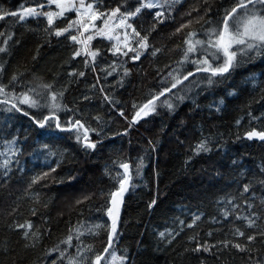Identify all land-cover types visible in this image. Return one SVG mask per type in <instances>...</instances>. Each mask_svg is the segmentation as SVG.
<instances>
[{
	"label": "trees",
	"instance_id": "trees-1",
	"mask_svg": "<svg viewBox=\"0 0 264 264\" xmlns=\"http://www.w3.org/2000/svg\"><path fill=\"white\" fill-rule=\"evenodd\" d=\"M95 3L110 14L117 7L121 12L134 11L140 0ZM233 3L182 0L165 9H142L127 23L148 36L150 47L139 48V37L126 28L128 48L115 45L120 48L117 52L111 41L100 36L88 40L86 47L71 40V35H77L82 41L78 25L56 36V30L76 20L73 12L51 25L45 15L23 21L5 15L41 5L39 12L44 13L47 0H0V15H4L0 47L5 49L0 52V85L5 86V94L0 95V264H67V259H59V251H50L57 246L73 256L77 246H91L92 251L77 257L82 264H91L96 254L104 255L111 225L106 214L108 194L118 190L125 174L120 165L125 163L130 188L120 207L118 238L102 264H110L107 257L113 253L126 258L116 259V264H264V237L257 235L264 230V140L246 135L264 131V54L238 52L237 66L213 77L211 85L209 73L196 72V65L188 61L180 63L186 33L195 31V38L207 40V30L218 26ZM194 8L199 11L187 16ZM157 11H164L163 23L155 18ZM190 19V28L177 33ZM129 48L141 53L138 60L132 59L136 53ZM154 49L160 51L152 55ZM90 52L97 53L95 60ZM212 52L215 49L208 50ZM204 55L200 50L190 54V60ZM219 55L213 66L222 63ZM190 71L194 75L183 80ZM176 79L182 83L171 88ZM41 84L63 93L56 101L58 109L42 113L41 107L16 102L35 88L43 94L36 97L42 105L45 99L51 103L46 90L38 87ZM165 88L171 92L156 100ZM6 99L9 102L3 103ZM149 100H154L155 111L141 114L133 123L135 113ZM13 103L29 115L7 111ZM53 112L66 130L57 128L55 120L44 128L34 122ZM77 120L84 128L73 127ZM85 135L95 148L85 147ZM202 141L210 151L197 154L195 148ZM5 160L9 161L6 168ZM44 173L49 175L43 177ZM38 176L43 178L32 183ZM244 185L250 186L249 192H243ZM84 197L90 199L77 204ZM153 200L156 203L150 207ZM195 216L200 219L188 227ZM238 216L255 218L256 227L248 228ZM26 222H31L38 239H25L26 229L16 227ZM80 224L105 228L97 229L98 235L82 229L79 240L73 231V247L62 243ZM236 228L257 235L256 240L233 235ZM224 240L247 244L251 251L224 248L220 243ZM198 243L216 247L195 252Z\"/></svg>",
	"mask_w": 264,
	"mask_h": 264
},
{
	"label": "snow or ice",
	"instance_id": "snow-or-ice-1",
	"mask_svg": "<svg viewBox=\"0 0 264 264\" xmlns=\"http://www.w3.org/2000/svg\"><path fill=\"white\" fill-rule=\"evenodd\" d=\"M182 0H140L139 6L135 8L134 11H127V12H121V9L119 7L114 8L111 10L110 14L105 13L103 11H100L96 8L94 3L88 2L86 3V0H79L77 3V0H48L49 4H55L57 8L60 9L59 12H44L40 13L37 12L35 8H25L22 13H5V15H12L17 16L20 21H23L28 16H38V15H45L48 18V23L51 25L53 23V18L56 16H63L65 12L74 11L78 17L77 20L72 21L68 24V27L58 29L55 31L56 36H61L66 32H69L70 29L73 28L74 25H79L81 28H83L84 32H87L89 30V27L91 26L94 28L99 35H105L108 39H116L119 41V37H114L110 34L111 29L109 26V20L113 19L114 17H117L119 14V24L116 25L117 27H127L132 28V25L127 23V20L129 18L135 17L138 14L141 13L142 9H165L166 7H172L173 5L181 3ZM207 2V0H205ZM40 7H43L41 5ZM83 10V11H82ZM193 11H199V9H192V11H189L186 13L187 16H191ZM155 18L159 23H163L164 20L161 19L165 16L164 11H157L154 14ZM0 19H4V15H0ZM85 19L87 20V23L85 22ZM203 19V17H200V19L196 20V23H199L200 20ZM96 20H102L103 22V28H97L95 25ZM207 22V21H206ZM193 21L190 19L187 21V23L181 24L177 29L176 32L180 33L185 28H190ZM210 23V22H207ZM105 29H108V31H105ZM132 32L135 34L136 37H139L137 44L139 48L141 49H148L150 45L148 44V36H141L139 32L136 31L135 28H132ZM83 33H81L82 35ZM0 35H3L0 33ZM206 35L208 36L207 40H202L195 38L197 37V32L195 31H188L185 36L184 43L187 45L185 51H184V57L183 60L180 62L181 64L185 61H188L194 65H196V72H205L209 73L207 77V83L209 85L214 83L213 77L217 76H224L226 73H229L232 69H234L237 66V54L238 52L241 55H248L249 53H255L256 55L264 54V0H234L233 5L225 9L223 16L220 18L218 22V26L216 27H210L207 30ZM93 38L92 35H89L87 37V40H91ZM127 39V37H125ZM70 39L77 42V43H85V41L78 40L77 35H71ZM127 47V45H125ZM199 46V47H198ZM115 50L117 52L120 51V48L118 46H114ZM209 49H215V52L208 53ZM202 50L204 55L203 59H195L190 60V54L197 53L198 51ZM5 49L0 47V52H4ZM129 51L135 52V56L132 57L134 60H138L140 58L141 53L137 51L136 48H129ZM160 51V49H154L152 52V55H155L156 52ZM124 55H127V53H123ZM219 54H222L223 61L222 63L216 64V66H213V63L216 60H220L221 56ZM76 56L80 55V52L77 51L75 53ZM89 55L93 60H95V57L97 55L96 52H90ZM210 59L213 62H210ZM87 63V62H86ZM111 73H109L110 75ZM127 75V71L125 72ZM80 76H83L84 73H79ZM171 75V73L169 74ZM194 75L193 72H188L186 75L183 76V80H187L189 76ZM13 80H16V77L13 76ZM178 83H182V80L176 79V82L172 84L171 88H175ZM38 87L43 88L48 93V99L51 101V104H41L40 99L36 97L43 98V94L40 92H36L35 88H29L26 92L22 93L21 97H17L19 99L20 104L28 105L30 108H36V107H51L53 109H58L60 105L56 102L58 95L62 96L63 93H55L52 92V85L51 84H41L38 85ZM171 88H165V90L161 93H159L158 96L155 97L156 100L159 99V96H162L165 94V92H171ZM30 93H35V97L33 95H30ZM5 94V86L0 85V95ZM107 100L108 97H105ZM179 99H183V97H179ZM9 101L6 99L3 101V103H8ZM167 105L169 109L173 108V105L171 103H168L167 100L163 102ZM15 109L17 112H23L25 116H28L29 113L27 111H23L20 107H17L15 103L12 104L10 108L7 109V111H12ZM155 111V102L154 100H149L148 103L144 104L139 111L135 113V117L133 119V123L138 120L141 117V114L148 115L149 112ZM121 116H123V112L120 113ZM34 119V118H33ZM50 120H57L55 113L53 112L50 116H46L41 120H34V122L40 127L44 128L45 125ZM239 123V121H237ZM56 127L60 128L61 125L57 120ZM73 127L77 128H84V125L80 123L79 120L75 121L73 124ZM87 132V129H85V133ZM247 138L253 139L258 138L260 140H264V131H256L252 130L247 132ZM81 137L78 135L77 140L79 141ZM85 141V147L89 148H95L96 145L94 143L88 142V137L85 135L83 137ZM14 143V142H13ZM195 151L198 153L200 152H207L210 151V149L207 147L206 141H202L199 143ZM15 154V153H13ZM9 161L5 160L3 167H7ZM120 167H122L125 170V174L122 179L119 180V189L115 192H111L108 194L109 196V203L110 206L106 208V214L111 218V225L108 229V241L106 247L103 249L104 253H108L109 249L113 247L115 239L118 238V232H117V221L119 216V205L122 203L123 195L128 190V181L130 177L128 176V164H121ZM52 171H55V169H52ZM49 173H44L43 177L48 176ZM43 177H34L32 180V183H37L40 179ZM261 183H264V181H261ZM250 190L249 185H244L243 192L247 193ZM90 199V197H84L83 200H78L77 204L84 203L86 200ZM156 203L155 200H153L150 204V207ZM249 208H251V205H248ZM35 214V212H33ZM225 217L229 215L227 211L224 213ZM244 219L247 221V227L253 228L256 227V219L253 217H237V219ZM199 216H195L193 219L192 224H189L188 227H193L197 220H199ZM181 224H183V221H181ZM18 229H26L23 232V237L25 239H31L35 240L38 239L37 233L35 231H32V224L31 222H26L25 224H18L16 225ZM105 228V225L103 224H93L90 227L85 228L84 224H80L78 227H76L74 230H70V234L68 237L62 241V243L66 244L68 247H73L72 240L73 235L72 232L74 231L76 236L75 238L79 240V237L84 235V231H87L89 234L92 235H98L97 229ZM84 229V231H82ZM208 235H211V233H208ZM233 235L238 237H244L246 241L252 242L256 240L257 235L264 237V230H261L257 233V235H246L244 231H242L240 228H236ZM161 237L165 236V233H160ZM193 239H195L193 237ZM170 242V241H169ZM220 243L223 244L224 248H228L231 246L232 248L237 249L240 252H250L251 249L248 247L247 244H241L239 242H233L231 240H224ZM216 247V245H208L205 244H197V247L192 249L195 252H210L212 248ZM50 251H59V259L64 260L67 259V264H82V261L77 259L78 256H83L84 252H90L92 251L91 246L85 245L83 247L77 246V255H69L67 253V250H61L57 246L56 248L50 250ZM112 259H120L123 261L126 259L125 257H119L117 258L115 254H112ZM105 260V256L102 254H96L95 259L91 261V264H102V262ZM52 264H56V261H53Z\"/></svg>",
	"mask_w": 264,
	"mask_h": 264
},
{
	"label": "rangeland",
	"instance_id": "rangeland-1",
	"mask_svg": "<svg viewBox=\"0 0 264 264\" xmlns=\"http://www.w3.org/2000/svg\"><path fill=\"white\" fill-rule=\"evenodd\" d=\"M78 2H79V0H77V3ZM88 2H92V3H94V5H96L95 0H86V3H88ZM51 6H53V8H51ZM25 8H28V7H20L19 10L17 11V13L18 14L22 13ZM45 8H46V10L44 12H59L60 11V9L57 8L55 4H49L48 0H47V4L45 5ZM35 9L37 12H39L41 7L35 8ZM69 12H73L76 15V13L74 11H69ZM65 13H68V12H65ZM28 17H34V16H28ZM28 17H26V18H28ZM59 17H61V16H56L53 18V20L56 18H59ZM46 18H47V16H46ZM77 19H78V17L76 15V20ZM85 22L87 23L86 19H85ZM94 23L97 26V28H103L104 27L102 20H96ZM118 24H119V16L114 17L113 19L109 20V26L108 27L111 29L110 34L114 37H119V41H117L116 39H108L107 36H105V35L97 34L96 30L94 28H92L91 26L89 27V30L87 32H84L83 28H81L78 25L80 32L83 33L81 35V37H82V41H85L84 46L86 47V43L88 42L87 37L89 35H92L93 37H98V36L103 37L105 40L111 41L114 46L118 45L122 49L128 48V46L127 47L125 46L129 43V37L125 34V30L127 27H117L116 25H118ZM105 31H108V29H105ZM120 36H121V38H120ZM125 37H127V39ZM16 102L20 104L19 99H17ZM44 103L49 104V105L51 104L47 101V99H45ZM52 109L53 108H51L50 106L49 107H41L38 109V111H40L42 113H48V112H44V111H46V110L49 111ZM108 261L110 264H116V262H117V260L112 259V254L108 255L107 262Z\"/></svg>",
	"mask_w": 264,
	"mask_h": 264
},
{
	"label": "water",
	"instance_id": "water-1",
	"mask_svg": "<svg viewBox=\"0 0 264 264\" xmlns=\"http://www.w3.org/2000/svg\"><path fill=\"white\" fill-rule=\"evenodd\" d=\"M128 176H129V174H130V172H129V168H128ZM128 191H129V181H128V190L124 193V195H123V199H124V197L126 196V194L128 193ZM123 199H122V202H123ZM122 204V203H121ZM121 204L119 205V213H120V207H121ZM119 217V216H118ZM112 223V221H111V218H110V224ZM110 250V249H109ZM105 254H107V253H105ZM104 254V255H105Z\"/></svg>",
	"mask_w": 264,
	"mask_h": 264
},
{
	"label": "bare ground",
	"instance_id": "bare-ground-1",
	"mask_svg": "<svg viewBox=\"0 0 264 264\" xmlns=\"http://www.w3.org/2000/svg\"><path fill=\"white\" fill-rule=\"evenodd\" d=\"M4 112V111H3ZM6 112V111H5ZM48 116H50V115H48ZM57 118V117H56ZM57 120H58V118H57ZM57 120H55V122L57 123ZM38 126V125H37ZM39 127V126H38ZM129 188H130V179H129ZM119 189V188H118Z\"/></svg>",
	"mask_w": 264,
	"mask_h": 264
}]
</instances>
